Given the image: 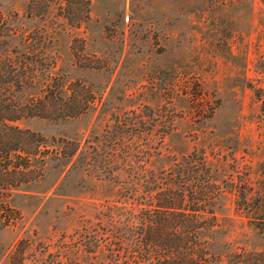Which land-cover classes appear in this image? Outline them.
I'll return each instance as SVG.
<instances>
[{
	"label": "rangeland",
	"instance_id": "rangeland-1",
	"mask_svg": "<svg viewBox=\"0 0 264 264\" xmlns=\"http://www.w3.org/2000/svg\"><path fill=\"white\" fill-rule=\"evenodd\" d=\"M0 12V34L10 25L28 36L33 54L56 57V74L92 100L81 118L16 124L51 148L53 137L75 138L104 158L106 130L133 120L138 132L136 120L157 115L150 144L169 132L163 153L204 156L223 191L214 251H264V0H0ZM134 138L135 154L148 147ZM132 161L137 168L138 155ZM37 164L33 182L0 189V264H125L124 249L112 259L110 240L139 211L128 184L84 173L61 180L53 162Z\"/></svg>",
	"mask_w": 264,
	"mask_h": 264
},
{
	"label": "trees",
	"instance_id": "trees-1",
	"mask_svg": "<svg viewBox=\"0 0 264 264\" xmlns=\"http://www.w3.org/2000/svg\"><path fill=\"white\" fill-rule=\"evenodd\" d=\"M9 27H3L0 34V189L28 185L38 178L37 163L43 167L53 162L59 171L57 179L84 173L128 184L127 201H136L132 206L139 211L127 217L123 236L113 233L112 259L124 249L128 253L125 264H264V251H214L211 239L219 230L216 207L223 191L204 156L193 153L171 161L163 153L160 144L169 132L158 135L155 147L150 144L157 115H142L136 120L141 124L138 132L130 133L131 127L137 126L133 120L129 124L133 126L120 121L106 130L103 136L111 149L104 158L97 156L93 144L81 145L75 138L53 137L51 148L44 136L16 124L22 117L56 121L81 118L92 100L83 98L75 81L56 74V57L33 54L38 47L28 36L22 38L16 28ZM14 43L33 50L15 53L18 46ZM134 135L142 137L148 146L137 154ZM136 155L140 162L137 168L132 164ZM154 156L160 159L158 164ZM99 163L105 169L102 178L93 171ZM123 172L127 179L119 178ZM80 178L81 184L84 177ZM107 217L112 224L118 221L113 213ZM101 243L102 238H98L93 246L95 253Z\"/></svg>",
	"mask_w": 264,
	"mask_h": 264
}]
</instances>
